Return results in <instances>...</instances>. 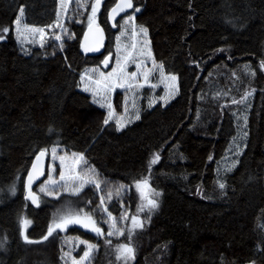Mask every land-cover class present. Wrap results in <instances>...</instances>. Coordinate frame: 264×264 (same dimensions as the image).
Instances as JSON below:
<instances>
[{"label": "trees", "instance_id": "obj_1", "mask_svg": "<svg viewBox=\"0 0 264 264\" xmlns=\"http://www.w3.org/2000/svg\"><path fill=\"white\" fill-rule=\"evenodd\" d=\"M115 1L105 0L100 19L108 44ZM74 6L67 32L44 51L25 55L13 30L0 40V264H63L60 244L42 239L60 201L40 196L36 207L24 196L33 157L54 145L83 153L95 170L100 188L82 194L90 207L120 189L132 208L120 225L125 234L98 239L88 264H125L116 259L120 244L135 249L127 264H264V0H134L127 14L140 9L136 21L150 32L153 57L177 75L179 91L165 106H144L121 130L105 125L106 112L79 90L80 73L99 58L80 52L88 15ZM21 7L28 24L46 26L58 0H0V29H13ZM144 178L160 193H147L159 205L151 212L138 211L147 201L135 184ZM119 200L108 207L116 215ZM134 215L143 227L129 239ZM22 219L31 221L25 233Z\"/></svg>", "mask_w": 264, "mask_h": 264}, {"label": "rangeland", "instance_id": "obj_2", "mask_svg": "<svg viewBox=\"0 0 264 264\" xmlns=\"http://www.w3.org/2000/svg\"><path fill=\"white\" fill-rule=\"evenodd\" d=\"M77 0H71V3L67 5H62L60 3V0H58V8L56 13L55 20L49 24L52 25L51 28H48L46 26H38V25H32L28 24L25 20V16H23L22 25L27 24L30 27H37V28H45V40L43 43V47H41V40H40V34L39 33H31L28 31H25L24 37H18V33L14 30L15 25L13 26V38L20 49L21 52H23L25 55H31L34 49H42L44 51L45 47L50 45L51 42H53L55 39L52 37L54 35H60L61 38L63 37V31L65 30L66 21L71 18L75 11V2ZM95 0H80L79 3H77L78 7L81 8L82 13L86 12V14L89 16L91 14V5L94 3ZM105 0H103L104 4ZM102 4V7H103ZM103 11V9H102ZM101 11V13H102ZM136 14L137 12H133L130 14L124 15L117 23V27L115 32L113 33L112 42L107 45V48L112 52L113 57L110 63V66L108 68H103L101 66L102 59H99L98 64H91L88 65L86 68L82 70L80 73V79H79V90L83 93L87 94L90 98V104L93 106H96L106 112V116L110 109L107 107V104L111 103L115 114L112 117V119L109 122L115 123V125L118 128V125L116 123L117 120H121V123H124V127L120 128L123 129L129 124L137 121L138 119H135L136 115L139 114V117L141 116L143 107H149L152 108L157 104L161 105H167L178 93L179 91V85H178V77L175 81L176 88L178 90L173 89L172 84L173 82L170 80V77L172 75H169L165 72L164 66L163 69L160 68V65L162 63L157 62L152 54V40L149 30L147 31V35H145L143 32L140 31L141 24H139L136 21ZM19 15V12H18ZM129 16H134V20L128 21L127 23L125 21L128 20ZM99 21L101 22V14L98 17ZM59 23L62 25V27H57L56 24ZM89 24V21H88ZM87 24V25H88ZM87 27V26H86ZM145 27V26H143ZM146 28V27H145ZM134 46V47H133ZM151 53V55H149ZM130 59L125 62V58L129 57ZM119 61V64L117 63ZM139 65V67H137ZM163 65V64H162ZM124 67L125 71L127 73L136 72L137 75L135 78L129 79L126 81L127 84H131L132 87L128 88H116L114 91L111 92H102V93H96L97 85L93 83V81L102 79L100 76V73L103 72L105 75H107L109 72H112L114 68ZM93 69H98V71H92ZM149 73L148 80L145 82L144 80V74ZM83 77V79H82ZM139 85H143V87H140ZM85 87H87L89 90L85 91ZM117 93H122L123 96L121 98V105L122 109L121 111H118L116 106V96ZM99 101V103L97 102ZM101 104H104V107H101ZM55 147L57 149V156L61 155H67V157L71 158L72 153H79V152H70L67 151L64 145H54L50 147L49 149V166L54 165L55 171L51 172V175L53 179H56L59 181V173H60V161L58 159H53L51 155V149ZM232 160V157L228 158L226 162L228 164ZM68 163H71V160H68ZM88 167H85L84 165H81L79 169H77V172L80 175H86L89 178H94L97 182V178H95V175L88 171ZM67 172V169H65ZM49 176V167L46 178L42 181V183L37 187V191L40 194V196H45L48 198H54L55 200H59L60 202L57 204L58 207L56 208L54 212V216L52 218L53 222H59V219L61 216H67V215H75L77 213H80L81 219L83 222H87V219L85 218V214H89L91 218H97L96 222L100 228L103 229L105 235L103 236H94L93 232L90 230H87L85 227H83L81 224H74L75 228H78L82 230L83 232H87L88 234L92 235L95 240H91L89 238H86L80 234L72 233L71 228H73L70 225L67 226L65 230H56L53 232V235L50 237L52 240H56L58 244L61 246V252H62V259L63 264H76V262L79 261V258L83 255V252L86 248V245L81 244L80 241H88L89 243L97 245V249L92 253V256L90 260L80 262V264H88L92 261V257L95 255V253L99 249V240L102 237H114L119 235L118 232L115 231L111 226L113 223H115L117 229H121L125 225L126 221L129 219H121V217L127 215L129 218V215L131 214V205H125L122 204L121 200V194L119 193L116 197L112 198L113 201H117V199H120L119 201V214H114L111 212L112 218H115L114 220L109 217L108 212L109 209V203L112 201V199H109V201H104L103 204H99V208L97 210H94L93 207H90V204L88 201L83 198L82 194L84 191L87 190V188L94 186L92 184H86L83 190L79 193V195H72L71 194V188L68 187V190H66V182L60 181L59 184L53 186L48 185L47 188L49 191H53L55 195H47L44 192H40V187L44 184V181L48 179ZM76 184L79 183V181L75 182ZM72 181H68L67 185H72ZM150 189H153L150 186ZM98 190V189H97ZM148 194H152L149 190ZM88 202V204H87ZM105 208L108 210L105 211ZM83 210V212H81ZM99 216V218H98ZM30 224L24 225L21 224L23 233L26 232V229L28 228ZM113 231L112 236H108L107 232ZM4 240L0 238V250L3 248ZM67 253V255H65ZM75 258V260H74Z\"/></svg>", "mask_w": 264, "mask_h": 264}, {"label": "snow or ice", "instance_id": "obj_3", "mask_svg": "<svg viewBox=\"0 0 264 264\" xmlns=\"http://www.w3.org/2000/svg\"><path fill=\"white\" fill-rule=\"evenodd\" d=\"M80 0H77V3H79ZM102 0H95V2L91 5V14L88 16V21H89V29H92L93 26H95L97 33L102 36L103 35V29L99 27L98 24H96V13L99 10V6L101 4ZM60 3L62 5H67L71 3V0H60ZM133 8V0H118V2L115 4L114 7L111 8L109 17L112 20H115L116 15H118L120 12H124L126 9H131ZM140 9L136 8L135 11L138 12ZM24 16V9L23 7L20 8L19 10V15H17L14 25H15V31L18 33V37H24L27 39L25 36V31L31 32V33H39L40 34V40H41V47H43V43L45 40V28H37V27H30L27 24L22 25V20ZM134 20V16H129L128 20L125 21L126 23L128 21ZM57 27H62L59 23L56 24ZM115 27L116 25L113 24ZM46 27L51 28L52 25H47ZM13 29H10L9 27H3L0 29L5 35H0V40H3L6 38V35L12 31ZM140 31L143 32L145 35H147V28L141 26ZM65 32L67 30L65 29ZM53 39L60 41L62 38L60 35H54L52 37ZM85 38H87V34H85ZM63 45L61 44V48ZM82 48L86 52L88 51H98L99 48H92V47H87L84 44L81 45ZM134 47V46H133ZM151 55V53H149ZM129 57L125 58V62L130 59ZM105 67L108 66L109 64V57H105L104 61H102ZM119 64V61L117 62ZM139 67V65H137ZM160 68L163 69V65H160ZM261 69L264 70V61L261 62ZM92 71H98V69H93ZM254 74V73H253ZM137 75L136 72H131L127 73L125 71L124 67H119V68H114L112 72H109L107 75H105L103 72L100 73V76L102 79H98L93 81L97 85L96 93H102V92H111L114 91L116 88H131V84H127L126 81L132 78H135ZM148 75L149 73L144 74V80L147 82L148 80ZM83 79V77H82ZM170 80L173 82L172 87L175 90H178L175 85V81L177 80V77L175 75H172L170 77ZM140 87H143V85H139ZM85 91H88L89 89L85 87ZM247 95H251V93H248ZM247 96L243 97L241 101H233V103H242L244 99H246ZM99 103V101H97ZM104 104H101V107H104ZM107 107L110 109L108 112L106 118L104 119L103 123L107 125L109 121L112 119V117L115 114V110L112 106L111 103L107 104ZM139 114L136 115L135 119H139ZM118 128L117 130H120V128L124 127V123H121V120L116 121ZM48 152L47 149L41 150L39 154L36 157V160L39 161L41 157H44L45 154ZM51 155L53 159H58L60 161V173H59V181L56 179H53L51 172H54L55 166L50 165L49 166V176L48 179L44 181V184L40 187V192H44L47 195H55L53 191H49L47 186L48 185H57L59 184L60 181L66 182V190H68V187L71 188V194L72 195H79V193L83 190L86 184H92L94 185L97 189L100 188V183L97 182L94 178H89L86 175H80L77 172V169L81 167V165L87 164V161L85 159V156L83 153H72L71 158L67 157V155H61L57 156V149L53 147L51 149ZM71 160V163H68V160ZM160 159L159 154H154L153 159L150 161V164H156ZM212 157H209V160H211ZM234 166V165H233ZM67 169V172L65 171ZM88 171L94 173V169L89 168ZM35 173V175H34ZM44 175V172L42 169L37 167L36 163H33L32 165V171L28 173V179H27V187H28V195L26 196V199H30L33 204H36L39 206V198L38 196L31 191V185L35 179H38L39 176ZM68 181H72V185H67ZM79 181L78 184L75 182ZM124 186L121 185L120 188L122 189ZM135 187L137 188L138 191H140L141 198L146 200L147 203L145 205H141L138 207V211H144L145 208L151 212L152 210H155L158 208V202L154 198H150L149 195L147 194L149 190L151 193H153L155 196H159L160 193L156 192L155 189H150L149 181L147 178L141 179L136 181ZM220 188H224L225 185L223 183L219 184ZM120 189H117V194H119ZM109 197H111V193H108ZM101 204H103V197H101ZM105 211L107 212L108 210L105 208ZM83 212V210H81ZM108 215L110 218H112L111 212H108ZM85 218L87 219L88 223H85L82 221L80 213H77L75 215H67V216H61L59 219V222H53V225H50L47 234L43 236V240H47L50 236L53 235V232L56 230H65L68 225L70 224H81L83 227L86 229L94 232L98 236H103L105 235L104 231L102 228H100L95 220H92L91 216L89 214H85ZM149 219L151 218L150 216L148 217ZM113 220L115 218H112ZM121 219H128L127 215L121 217ZM131 222H132V228L129 229V236L128 238H131V232L136 229V228H142L143 227V221L139 219L138 216H131ZM22 224L28 225L31 224L30 220L27 219H22ZM113 229H115L116 232H118L120 235H124V231L122 229H117L115 223L112 224L111 226ZM114 233L113 231H108L107 235L112 236ZM25 240L29 243H33V241L28 240V237L25 236ZM108 244H111V241L108 240L106 241ZM81 244L86 245V248L83 252V255L79 258V261L76 262V264H80V262L90 260L92 253L97 249V245L89 243L88 241H80ZM118 252L119 255L116 257L117 260L123 259L125 261V264H127V260L134 258V253L135 249L132 248L129 244H120L118 245ZM67 255V253H65ZM75 260V258H74Z\"/></svg>", "mask_w": 264, "mask_h": 264}, {"label": "water", "instance_id": "obj_4", "mask_svg": "<svg viewBox=\"0 0 264 264\" xmlns=\"http://www.w3.org/2000/svg\"><path fill=\"white\" fill-rule=\"evenodd\" d=\"M117 2H118V0H116L113 3V5L108 9V12H107L108 23H109V25L111 26L112 29H116L118 21L124 15H126L127 13H129L133 9V8L126 9L124 12H120L118 15H116L115 20H112L109 17V13H110L111 8L114 7ZM102 4H103V0L101 2L100 6H99L98 12L96 13V24H98L99 27L101 29H103V35L100 36L97 33L95 26H93L92 29H89V26H88L89 24H88L87 27H86V29H85V31H84V33L81 36L79 48H80V52L84 56H94V57L103 56L104 58H103L102 61H104L105 57H109V64H108L107 67H105L104 64L101 62V66L103 68H108L110 66V63H111L113 54H112V52H109L108 54L106 53L107 52V45H108V38H109V36H108V32L106 30V27L98 19L99 15L101 14V11H102ZM133 7H134V0H133ZM113 24H115L116 26L114 27ZM85 34H87V38H85ZM82 44H84L87 47H92V48L98 47L99 50L98 51H88V52H86L84 50V48L81 47ZM41 150H44V149H41ZM41 150H39L35 154V156L33 157L32 161L30 163V166H29V168H28V170H27V172L25 174V177H24V196H25V199H26V196L28 195V187H27L28 173L30 171H32V165H33V163H36L37 164V167L43 170L44 175L39 176L38 179H35L33 181L32 185H31V191L33 193H35L38 196V198H39V205H40V194L37 191V187L46 178L47 172H48V167H49V152H47L44 157H41V159L39 161L36 160V157H37V155L39 154V152ZM34 175H35V173H34ZM26 200H28L33 206H36L37 207V205L36 204H33L30 199H26Z\"/></svg>", "mask_w": 264, "mask_h": 264}, {"label": "flooded vegetation", "instance_id": "obj_5", "mask_svg": "<svg viewBox=\"0 0 264 264\" xmlns=\"http://www.w3.org/2000/svg\"><path fill=\"white\" fill-rule=\"evenodd\" d=\"M114 30H117V29H114ZM109 52H111V51L107 48V52H106V53L108 54ZM98 58L103 60L104 57H103V56H100V57H98ZM86 223H87V222H86ZM87 230H88V229H87ZM93 235L96 236V234H95L94 232H93Z\"/></svg>", "mask_w": 264, "mask_h": 264}]
</instances>
